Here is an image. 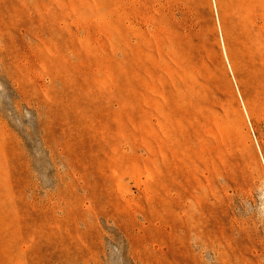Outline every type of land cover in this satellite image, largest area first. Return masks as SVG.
I'll return each instance as SVG.
<instances>
[{"label":"rangeland","instance_id":"rangeland-1","mask_svg":"<svg viewBox=\"0 0 264 264\" xmlns=\"http://www.w3.org/2000/svg\"><path fill=\"white\" fill-rule=\"evenodd\" d=\"M0 264H264V0H0Z\"/></svg>","mask_w":264,"mask_h":264}]
</instances>
